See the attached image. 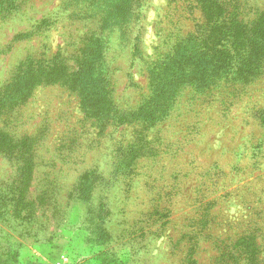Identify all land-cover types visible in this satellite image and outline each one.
<instances>
[{
    "label": "rangeland",
    "instance_id": "1",
    "mask_svg": "<svg viewBox=\"0 0 264 264\" xmlns=\"http://www.w3.org/2000/svg\"><path fill=\"white\" fill-rule=\"evenodd\" d=\"M239 1L248 17L264 13V0ZM2 3L0 89L28 63L76 71L87 44L83 56L96 48L100 58L93 77L104 78L115 103L131 110L150 93L148 62L188 32L207 31L208 14L225 9L212 0H137L133 21L120 28L114 17L96 7L80 11L74 0ZM194 58L195 75L209 79L207 59ZM223 80H195L177 96L182 108L144 137L135 122L86 119L78 97L59 85L37 87L9 123L37 144L25 221L4 208L19 174L0 159V251L14 256L5 262L189 264L195 241L194 264H233L222 247L239 241L253 247L252 264H264V72L243 89ZM0 126L8 129L7 122ZM142 143L147 148L138 150ZM86 177L90 189L81 192ZM222 251L227 260H217Z\"/></svg>",
    "mask_w": 264,
    "mask_h": 264
},
{
    "label": "trees",
    "instance_id": "2",
    "mask_svg": "<svg viewBox=\"0 0 264 264\" xmlns=\"http://www.w3.org/2000/svg\"><path fill=\"white\" fill-rule=\"evenodd\" d=\"M74 1L77 9L80 8L79 10L85 13L87 10L92 12L95 7L97 11L104 10V14L101 12L97 14L108 18L114 17L115 19L112 20L120 28L133 21V9L137 2V0ZM212 1L215 3L214 7H225V9L208 14L205 24L207 31L188 32L185 37L177 39L171 49L148 62L150 93L144 95L132 110L120 108L115 103L114 94L108 88L109 83H105L104 78L93 77L94 63L100 58L99 53L94 54L96 48L94 52L83 56V52H88L87 44L78 54L77 58L80 62L77 61L76 71L66 73V69L62 72L55 67L38 68L28 63L26 70L22 69L8 78L0 89V122L8 124V129L0 126V159H9L11 164L17 167L19 175L16 177L15 172L13 173L11 189L5 206H1L0 212H4V206L9 217L25 221L32 211V202L27 200L26 189L30 186L32 172L38 165L37 144L35 139L26 133L20 135L13 133L9 123L15 120L16 112L18 113L19 108L27 103L37 87L59 85L78 97L80 110L86 119L93 118L115 125L135 122L144 137L148 129L167 118L174 108H182V106H175L177 96L190 85L195 86L200 81L210 86L224 79L225 82L237 85L238 89H243L253 83L256 78L261 77L264 72V13L248 17L247 12L244 11L247 7L245 2L239 0L235 3H233L234 0ZM84 7L85 10H83ZM6 10L7 6L3 7L2 0H0V14L5 13ZM225 49H229V53H226L228 51ZM197 54L199 59L203 56L207 59L205 70L213 74L209 79L203 80L201 76L195 75L198 73L195 70L198 65L194 58ZM193 64L195 67L191 69ZM238 77L242 79L239 80ZM142 107L144 110L137 112ZM130 116H134L132 121L125 118ZM138 147V150L147 148L143 143L138 144ZM155 148H153L154 152L160 150V147ZM143 155H145L144 152L139 151L137 157ZM67 161H72V158ZM83 171L82 175L88 172L86 168ZM86 183L87 177L82 182L81 192H88L90 189L86 187ZM189 232L186 233L189 234ZM191 239L192 235L189 236V240ZM192 242L195 243V241ZM238 242H235L232 247L230 245L222 247L223 250L230 252L231 257H235L233 264H236L237 260H240L239 264H241V258L245 259L246 263L256 262L257 257L252 253L254 252L253 247L249 248V245L240 247ZM193 243L188 247L187 261L189 264L195 263L192 257L195 246ZM248 248L249 251H247ZM234 249L239 255H236ZM228 256H225L222 251L217 260H227ZM8 258L14 261V256H10L9 252L0 251V264H7L5 261H8Z\"/></svg>",
    "mask_w": 264,
    "mask_h": 264
}]
</instances>
